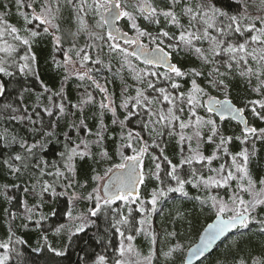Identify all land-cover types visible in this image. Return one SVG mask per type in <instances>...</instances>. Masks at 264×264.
<instances>
[{
    "label": "snow or ice",
    "instance_id": "1",
    "mask_svg": "<svg viewBox=\"0 0 264 264\" xmlns=\"http://www.w3.org/2000/svg\"><path fill=\"white\" fill-rule=\"evenodd\" d=\"M14 6L17 23L10 5H0L6 10L0 11V175L26 177L22 191L34 203L17 198L19 184H0V198L11 206L4 209L0 264H26L32 228L42 233L33 252L63 257L101 214L106 227L92 240L104 252L82 248L78 264H156L161 257L170 264L184 250L179 227L187 214L177 209L163 233L151 219L169 194L212 218L183 264H203L221 245L217 264H264V254L242 255L254 226L264 235V175L254 176L264 127L247 116L264 124V0H14ZM65 32L72 37L67 48ZM48 37L63 55L62 61L52 58L64 69L63 80L81 82L75 103L64 83L49 87L38 71L34 46ZM101 72L110 74L106 83L120 81L118 102L100 83ZM233 89L243 93L236 97L242 106L229 98ZM108 113L118 136L110 135ZM217 117L236 121L240 134L226 133ZM173 141L178 163L168 155ZM115 157L120 163L101 174ZM216 161H222L218 167ZM150 179L157 184L145 196L141 186ZM189 185L197 195L190 196ZM69 189L78 190L61 210L62 220L45 227L49 215L42 209ZM82 201L86 210L78 211ZM141 235L149 242L147 254L133 243Z\"/></svg>",
    "mask_w": 264,
    "mask_h": 264
},
{
    "label": "trees",
    "instance_id": "2",
    "mask_svg": "<svg viewBox=\"0 0 264 264\" xmlns=\"http://www.w3.org/2000/svg\"><path fill=\"white\" fill-rule=\"evenodd\" d=\"M8 3L10 5V11L12 13L11 22L17 23V17L15 16V6H14V0H0V5ZM0 11H6L3 8H0ZM22 23V21L20 22ZM122 26H126V21H121ZM163 26V23L162 25ZM72 37L70 33L65 32L64 33V42L63 46L66 48V45L70 43ZM83 37L80 39V43L83 44ZM34 51L36 55L38 56L39 60V67L38 71L40 72V75L42 79L49 85V87L55 86V88L58 90L61 83H64L65 88V94L68 96L69 99L75 103L76 99L79 97L80 93L83 92V88H78L77 85H79L81 82L77 80L74 76L71 77L67 82L63 80V77L65 75V72L63 71V68H57L56 65L52 63V58L55 56L56 59H59L60 61L63 60V55L60 52H56L53 50V45L51 42V37H48L46 39H42L39 44L34 46ZM102 73V72H101ZM98 73L97 76L101 80L102 78H108L110 80V77H108V73L104 72L103 74ZM5 79H7L5 77ZM23 79V78H20ZM26 84L31 83V78L24 81ZM116 82V81H115ZM87 83V82H85ZM214 95H222L220 93H212ZM238 95H243L242 92L238 93L236 89H233L229 98H231L236 104L242 105L241 102L236 99ZM251 95V94H250ZM98 104L95 106V111H98ZM121 118H123V113L119 114ZM108 120L107 123L109 124L110 129H112L111 135L118 136L119 134V128L118 126L111 125V120L109 119V116L106 115ZM249 122L253 124L256 127H264V124H262L260 121L255 120L250 112L247 113ZM91 124L92 122L89 121ZM225 131L230 132V134L239 135L240 134V126L238 123L231 119H226L223 122H220ZM135 127V120H133L132 125ZM226 126V127H225ZM235 148H239L238 142H234ZM109 148L113 147V144L111 141L108 142ZM175 146V141L172 142V145L169 146L168 149V155L173 160L174 163H178L179 156H178V149L176 152L172 150V148ZM251 147V145H249ZM256 149L258 153V163H257V171L255 172L256 176H259L258 172L262 170L264 172V143L257 141L256 142ZM130 154V152L128 153ZM51 155L49 156V159H51ZM117 157H115L112 161H110V165L115 164ZM146 161V166H147ZM88 164L90 162L85 163V167H88ZM91 176V170L89 169V178ZM80 181H84L83 177L79 178ZM27 178L22 177L20 180H16L14 177H11L7 174L0 175V184H3L5 182H15L20 185L19 189L14 190L15 195L18 199L23 200L25 198H32V197H25V193L22 191L23 187L27 186ZM156 181L148 180L146 181V186H141L142 194L147 196V194L150 192V190L156 186ZM89 189V188H88ZM187 191L189 192L190 196L197 195L196 189L192 188L190 185L187 186ZM68 199L65 196H60L54 200H50L42 211H44L46 214L49 215V220L45 222V227H48L53 222H58L62 220V211L65 209L67 205ZM34 203V201H33ZM87 205L86 201H82V207L85 209ZM164 207V214L162 215L163 220H165V223L170 225V228H172V217L175 216L177 209H179L182 212H185L187 214V220L184 222L183 227H179L180 233H192V236L195 237L198 235L197 229H201L206 222H208L211 219V214L207 211L201 212L198 207L194 209L193 202L192 201H184L181 202L179 199L175 198L173 194H169V197H165L161 200V202L158 205L159 209L160 207ZM11 207L6 202L3 201L2 198H0V237H3L7 231V218L4 214V209ZM56 210V215H51L53 210ZM13 211H16V209H12ZM138 215V214H137ZM23 222L22 217L17 219L15 221V224L18 226ZM106 227L105 224V218L103 214L100 215L99 220L96 221V224H93L91 227L87 228L84 233H81L79 238L75 239L71 248H64L65 255L63 257H57L53 253L48 252L47 249H42L39 252H33L31 249L32 247H35L40 244L39 236L42 235V233L32 228L30 229V236L29 245H25V253H24V259L26 261V264H78V258L79 256L83 255L81 252L82 248H87L88 252L90 254H100L104 252V249L95 244L92 240L94 236L97 234V230L103 232ZM25 230L20 228L18 230V234H22ZM197 231V232H196ZM134 234V233H133ZM49 237L52 236V233H48ZM235 235V233H233ZM250 235V241H248L244 245V252L242 253L243 256L246 258L250 254L253 257H258L264 254V235H260L258 232V226H254L252 228V232ZM138 238V237H137ZM136 238V239H137ZM140 242L142 244L143 238ZM116 240H118V237L114 238L113 242L115 243ZM67 243V241H65ZM55 246L57 248H61V240L59 237H56L55 239ZM224 245H221L219 248H216L214 251L211 252L210 255H208V258L206 260H203V264H217L218 260H222L223 256L221 255V250L223 249ZM109 255H111V250L109 249ZM180 258V256H178ZM177 257V258H178ZM171 262V261H170ZM176 263V261H173L172 264ZM15 264V262H13ZM196 264V263H195Z\"/></svg>",
    "mask_w": 264,
    "mask_h": 264
},
{
    "label": "rangeland",
    "instance_id": "3",
    "mask_svg": "<svg viewBox=\"0 0 264 264\" xmlns=\"http://www.w3.org/2000/svg\"><path fill=\"white\" fill-rule=\"evenodd\" d=\"M256 2H257V5H259V0H256ZM252 11L254 12L255 10L254 9H252ZM69 46V43L66 45V48ZM57 60H59V59H57ZM69 72H71V71H73V69L71 68V67H69ZM64 71V70H63ZM104 72H102L101 74H103ZM108 77H110V74H108ZM100 83L102 84V85H105L108 89H109V91L110 92H115V94H116V97H117V102H118V100H119V95H120V90H121V84H120V81L119 80H116V82H108V83H106V80H105V78H102L101 80H100ZM214 95V94H213ZM96 96H97V104H98V102H99V99H100V94L98 93V90L96 91ZM216 96H218V97H223V95H216ZM238 104V103H237ZM239 105V104H238ZM240 106H242V105H240ZM98 108V107H97ZM122 112H119L118 114H121ZM108 116H109V119L111 120L112 119V117H111V114L110 113H108L107 114ZM217 119V122H218V124H221L220 123V121H219V118L217 117L216 118ZM107 120H108V118H107V116H106V123H107ZM221 127L224 129V127H223V125L221 124ZM226 127V126H225ZM226 133H229L230 134V132H228V131H225ZM111 133H113V132H111ZM111 135V134H110ZM239 149V148H238ZM238 149H236L235 148V150H238ZM211 151H212V146L211 145H206V154H210L211 153ZM131 154V153H130ZM116 161V163H120V160H119V158L117 157V159L115 160ZM222 161H216V162H214L213 163V166L214 167H218V165H219V163H221ZM115 163V164H116ZM109 166H111L110 165V163H108V164H105V165H103L102 166V168H101V174H103V167H109ZM147 166H150L149 164H148V162H147ZM262 170L263 169H261L259 172H258V174H259V176H261V175H264V172H262ZM93 173L91 172V175H92ZM254 176H255V178H259V176H256V174L254 173ZM91 177V176H90ZM151 181H155L154 179H151ZM81 183H84V181H80ZM156 183H157V181H156ZM91 186H94V185H90L89 186V189H88V191H90L91 190ZM76 190H78V189H69L68 190V194L67 195H65V197H67V199L69 200L70 199V196H71V194H72V192L73 191H76ZM152 190V189H151ZM150 190V191H151ZM28 203H29V206H31V204L33 203V199L32 198H28ZM87 206V205H86ZM165 207V206H164ZM163 206L162 207H160L159 209H157V212H155V213H153L152 214V217H151V219H152V221H153V226L155 227V229L158 231V232H161V233H163V230L165 229V228H168V229H171L170 228V225H168L167 223H165V220H163V218H162V215L164 214V208ZM78 211H84V210H86V208L84 209L83 207H82V202H80V204L78 205V209H77ZM22 211H23V209L21 208L20 209V212L22 213ZM200 228H202V227H200ZM200 231V229L198 228L197 229V231ZM196 231V232H197ZM199 231L197 232V233H199ZM198 236V235H197ZM197 236H195V237H193L192 236V233H181V237H180V239H181V241H182V243H183V245H184V250H183V252H181V253H177V254H174L171 258H170V264H172L173 263V261H176V263H174V264H183V257H184V253L186 252V250H187V248H188V246L189 245H191L195 240H196V237ZM139 237H142L143 238V242H142V244L140 243L141 241H142V239H140ZM144 254H147V250H148V248H149V242L145 239V237L143 236V235H141V236H138V238L133 242ZM163 242L159 245V247H161V248H163ZM178 256H180V258L178 257ZM178 257V258H177ZM156 264H164V262H163V258L161 257L160 258V260L159 261H157L156 262Z\"/></svg>",
    "mask_w": 264,
    "mask_h": 264
},
{
    "label": "water",
    "instance_id": "4",
    "mask_svg": "<svg viewBox=\"0 0 264 264\" xmlns=\"http://www.w3.org/2000/svg\"><path fill=\"white\" fill-rule=\"evenodd\" d=\"M217 97H218V96H217ZM218 98L223 99V97H218ZM230 99H231V98H230ZM233 103L236 104L234 101H233ZM237 105H238V104H237ZM238 106H240V105H238ZM211 222H212V218L202 226V228L200 229V231H199V233H198V236L196 237V240H195L191 245L188 246V248H187V250H186V254H185L184 259H186V258L188 257V255H189V249H190L191 247H193L195 244H197V243L199 242L200 233L203 231V228L206 227L207 224H208V223H211ZM195 263H196V261H193V264H195Z\"/></svg>",
    "mask_w": 264,
    "mask_h": 264
},
{
    "label": "bare ground",
    "instance_id": "5",
    "mask_svg": "<svg viewBox=\"0 0 264 264\" xmlns=\"http://www.w3.org/2000/svg\"><path fill=\"white\" fill-rule=\"evenodd\" d=\"M185 254H186V252L184 253V257H185ZM184 257H183V260H184Z\"/></svg>",
    "mask_w": 264,
    "mask_h": 264
}]
</instances>
